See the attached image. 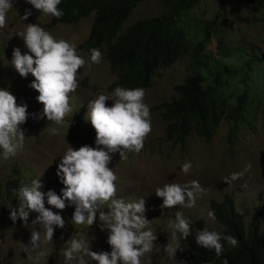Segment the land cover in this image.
<instances>
[{"label":"rangeland","instance_id":"1","mask_svg":"<svg viewBox=\"0 0 264 264\" xmlns=\"http://www.w3.org/2000/svg\"><path fill=\"white\" fill-rule=\"evenodd\" d=\"M264 0H257V4ZM13 7L8 11L6 25L0 28V89L8 90L15 96L18 106L27 105L26 123L19 127L24 131L25 141L14 157L4 159L0 150V264H65L62 255L68 247L67 241L75 238L77 232L83 231L89 241L90 250L94 252H111L107 243L108 231H101L99 213L94 224L73 225L74 206L63 211L55 208L65 221L63 229L55 227L52 241L35 249L31 256L23 246L32 248L30 243L33 229L41 231L40 225H33L38 213L30 212L28 221L13 222L7 207L10 202L17 206L12 198L4 196L5 183L19 178L22 184H30L33 179H39L43 185L40 189L47 193L53 190L61 195L64 187L56 175L60 158L65 154L68 145L78 150L84 145L96 147V133L90 122L85 118L88 104L99 94L111 96L109 87L117 81V72L110 68L106 51H101L100 63L91 62V53L80 49L91 32L94 15L71 25H53L51 15H43L25 0H12ZM31 15L23 19L25 12ZM161 11L158 0H144L134 10L120 32L138 20L156 16ZM219 15L218 35L221 46L228 55L230 62L240 65L248 56L264 55V6L254 9L246 0H205L200 5L195 18L198 20L197 35L202 26ZM28 24H38L49 32L56 40H66L76 46V53L85 60L83 68L78 70V88L70 94V112L62 125L47 121V118L36 119L34 114L42 113L43 105L36 97L39 95L30 87L34 77L28 74L21 77L11 65L14 48H20L21 53L27 52L23 41L17 35L25 30ZM188 55L181 58L173 66L160 70L153 78V86L146 90L144 102L150 107L176 98L174 87L186 79L193 70L192 65L197 60V50L194 45ZM218 38L213 37L207 52L213 58L218 56ZM240 67V66H239ZM249 75L261 81L262 70L259 64L253 65ZM113 101H106L111 107ZM162 112H150L152 131L144 141V148L139 154L127 153V160H120L119 153L112 155L109 165L117 176L115 181L116 198L125 200L145 199L146 219L151 222L149 227L157 235L154 249L142 256L141 264H189L185 255L189 248L180 239L181 248L174 257L164 252L171 241L169 223L175 219V212L181 211L194 231L196 222L202 220L210 231L221 232L223 225L215 218H208L212 211L210 200L223 201L227 195L234 198L236 205L245 216L247 224L257 207L264 208V113L261 111L251 128L244 127L236 134L234 141H229V123L222 121L215 129L211 139L205 141L193 131L186 145L182 147L174 141L166 139L167 123L162 118ZM191 162L189 173L182 172V165ZM250 170L231 186L224 182V177L235 172H243L246 165ZM14 169L19 173H14ZM199 181L205 191L197 196L195 207L188 209L177 206L173 209H162V198L155 195L157 188L166 183L176 182L184 185L190 181ZM15 202V203H14ZM45 206L47 198L45 196ZM102 210H107L103 206ZM264 229V214L262 217ZM88 264H96L85 257ZM69 264H78L71 261Z\"/></svg>","mask_w":264,"mask_h":264},{"label":"clouds","instance_id":"2","mask_svg":"<svg viewBox=\"0 0 264 264\" xmlns=\"http://www.w3.org/2000/svg\"><path fill=\"white\" fill-rule=\"evenodd\" d=\"M25 2L45 16L51 15L59 19L64 15L58 8L61 0ZM12 7V0H0V28L6 25L7 13ZM30 15L31 12L26 10L23 19L26 20ZM17 35L23 41L27 52L22 54L20 48H14L11 65L21 77H27L28 74L34 77L30 87L39 93L36 99L43 105L42 113L34 114V118L46 117L47 121L62 125L65 117L72 112L70 94L78 88V70L84 67L85 60L77 55L74 44L63 39L56 40L38 24L26 25L25 30ZM90 58L92 63H100L101 51L93 48ZM145 95L144 88L116 87L111 96L99 94L89 102L85 118L95 130L96 147L84 145L73 150L68 145L56 172L60 183L64 185L61 195L53 190L42 192L40 178L12 190L13 196L19 201L15 207L10 202L7 205L9 218L13 222L21 220L26 223L30 212L38 213L32 224L40 225L41 231L33 229L31 249L23 246L29 256L41 244L52 241L55 227H65L63 217L51 209L63 211L69 206L75 207L71 220L73 225L91 227L99 213L101 231L107 230L109 233L107 243L111 252L91 251L85 233L80 231L75 234V238L67 241L68 247L62 252L65 264L74 260L78 264H88L85 257L96 264H141L140 258L154 249L157 235L149 227L151 222L145 217V199L116 198L117 176L114 173L115 168H109L113 154L119 153L120 160H127V153L139 154L144 148V141L152 131L150 108L144 102ZM109 100L113 101L111 107L106 106V101ZM26 120L27 105L18 106L10 91L0 89V150L4 159L14 157L23 146L25 134L19 126L26 123ZM191 168V162H185L182 172L187 174ZM250 168V164L246 165L243 172L224 177V182L231 186ZM204 191L199 181L193 180L184 185L166 183L156 189L155 195L162 198V209L169 210L177 206L191 209L195 207L197 196ZM45 196L49 207L45 206ZM105 205L106 211L102 210ZM208 218L214 221L215 213L209 211ZM169 228L171 241L164 248V252L174 257L181 248L180 239H187L190 235L191 225L184 214L177 211L175 219L170 220ZM222 240L231 247L239 244L234 236H222L207 228L198 231L195 237L198 246L214 249L217 257L223 251ZM223 264H228V261L224 260Z\"/></svg>","mask_w":264,"mask_h":264},{"label":"trees","instance_id":"3","mask_svg":"<svg viewBox=\"0 0 264 264\" xmlns=\"http://www.w3.org/2000/svg\"><path fill=\"white\" fill-rule=\"evenodd\" d=\"M142 1L61 0L58 8L64 15L59 19L53 17L52 24L70 25L94 15L89 37L80 49L89 53L93 48L106 51L111 70L118 74V80L109 87L112 93L116 87L148 90L156 73L188 55L193 41L201 36L194 45L198 58L191 67L193 70L184 82L174 87L176 98L150 107V112L163 111L166 139L182 147L193 131L209 141L222 121L229 123L228 140L234 141L239 130L251 128L259 113H264V55L248 56L240 65L230 62L218 35L219 15L207 21L197 35L195 15L205 0H158L161 5L158 15L138 20L120 32ZM246 3L254 9L264 6L257 4V0ZM213 37L218 38L220 45L218 56L212 58L207 48ZM255 64L261 67V81L249 75ZM14 173L19 171L14 169ZM21 185L19 178L7 181L4 196L17 203L12 190ZM210 207L224 227L219 233L234 236L239 244L231 247L222 240L220 257L214 249L198 246L196 234L207 228L200 220L188 238L183 239L189 248L185 255L189 264H223L224 260L228 264H264V208L257 207L247 224L230 195L221 202L211 199Z\"/></svg>","mask_w":264,"mask_h":264}]
</instances>
